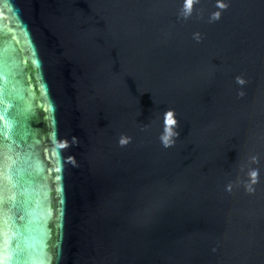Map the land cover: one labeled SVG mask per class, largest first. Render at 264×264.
<instances>
[{"label": "water", "instance_id": "95a60500", "mask_svg": "<svg viewBox=\"0 0 264 264\" xmlns=\"http://www.w3.org/2000/svg\"><path fill=\"white\" fill-rule=\"evenodd\" d=\"M184 5L0 0L2 264H264V0Z\"/></svg>", "mask_w": 264, "mask_h": 264}, {"label": "clouds", "instance_id": "9594fccd", "mask_svg": "<svg viewBox=\"0 0 264 264\" xmlns=\"http://www.w3.org/2000/svg\"><path fill=\"white\" fill-rule=\"evenodd\" d=\"M214 18L218 19L219 17H218L217 14H214ZM238 82H239V83H243V81L240 80L239 78H238ZM176 135H179V133L177 132ZM130 140H131L130 137H124V136H122V137L120 138L119 143L121 144V146H123V145L129 143ZM164 146H165V147H168V146H170V144H169L168 142H165Z\"/></svg>", "mask_w": 264, "mask_h": 264}, {"label": "snow or ice", "instance_id": "6c2138e0", "mask_svg": "<svg viewBox=\"0 0 264 264\" xmlns=\"http://www.w3.org/2000/svg\"><path fill=\"white\" fill-rule=\"evenodd\" d=\"M194 3H195V0H185L184 7H185V12L186 13H190L191 12V8H192ZM218 7H223V5L222 4L218 5ZM255 175H256L255 173L252 174L254 181H255ZM0 264H2V261H0Z\"/></svg>", "mask_w": 264, "mask_h": 264}]
</instances>
